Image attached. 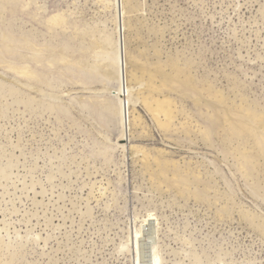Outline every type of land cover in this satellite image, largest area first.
<instances>
[{"label":"rangeland","instance_id":"obj_1","mask_svg":"<svg viewBox=\"0 0 264 264\" xmlns=\"http://www.w3.org/2000/svg\"><path fill=\"white\" fill-rule=\"evenodd\" d=\"M156 263L264 264V0H0V264Z\"/></svg>","mask_w":264,"mask_h":264},{"label":"bare ground","instance_id":"obj_2","mask_svg":"<svg viewBox=\"0 0 264 264\" xmlns=\"http://www.w3.org/2000/svg\"><path fill=\"white\" fill-rule=\"evenodd\" d=\"M112 41L114 42V40H112ZM112 41H111V39L106 40L104 45L98 44L97 47L100 50H102L104 52V54L107 55V58L109 57V58L113 59V60H111V62L114 66L102 64V67L105 71V74L110 78L116 79L120 83V85L123 86L125 79H124L123 69L121 67V57L123 56L122 49H121V46L118 42L113 43ZM103 47H105V48H103ZM111 52H113V56L109 55V53H111ZM136 71H138V70H136ZM136 71H135V73H136ZM143 73H141V74H143ZM129 75H131V76H128V81H129L128 85L130 84L129 89L132 90V93L137 92L139 98L144 103L146 109L150 112V114L155 119L156 123H158V125L161 127V129L163 128L167 131L170 130L174 121H176V119L178 117L177 115L179 112V108H178L179 106H178L177 102L174 99H172L170 96L159 94L160 92H158V90H160L162 87H164L165 84L157 85V83L154 80L155 76L152 75L149 83L139 80V83L141 85L140 84H138V85H140L141 87L143 85L142 88L139 86L140 87V91H139V89H137L135 86L132 85L133 79L136 78L135 75L133 74V71L131 73H129ZM170 77H172V76H170ZM138 79H139V77H138ZM168 80L171 81V79H168ZM172 80H174V78H172ZM131 90H130V93H131ZM122 96H123V94H122ZM132 116H133V121H132L133 123L137 124V123L143 122L142 117L140 115H138L136 110L132 111ZM140 124H142V123H140ZM145 153L146 152H144V154ZM146 155L148 156L147 153H146ZM146 155H145V157H147ZM149 158H150V155H149ZM147 162H148V160H147ZM151 220H153V219H151V216H150L148 220L147 219L145 220V223H148ZM147 225H150V224H147Z\"/></svg>","mask_w":264,"mask_h":264}]
</instances>
